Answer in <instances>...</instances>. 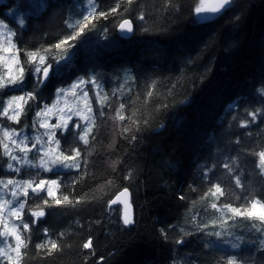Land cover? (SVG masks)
<instances>
[{"label": "trees", "instance_id": "obj_1", "mask_svg": "<svg viewBox=\"0 0 264 264\" xmlns=\"http://www.w3.org/2000/svg\"><path fill=\"white\" fill-rule=\"evenodd\" d=\"M15 1L0 5V17L14 27L4 13ZM85 2L47 1V7L28 17L25 28L16 29V41L29 49L56 42L72 31L69 24H77L75 16H84ZM201 2L98 0L96 11L115 3L121 9L107 20L84 22V33L77 38L82 43L69 49L73 56L61 64L63 74H51L37 99L28 101L19 122L0 115L3 128L23 130L32 137L39 134L37 123L33 124L37 110L51 106L57 90L77 77L95 76L103 93V100L93 105L94 113L101 106L104 112L103 122L98 119L93 127L97 138L90 136L87 146L79 144L84 149L80 170L60 177L62 188L67 185L70 199L75 198L73 203L55 205L59 190H54V197L29 190L23 217L30 223L31 231L24 233L30 242L21 250L19 264H227L225 258L232 255L247 264H264V224L235 217L228 219L226 230L214 228L212 221L222 213L211 207L243 204L249 193L264 199V175L255 166L259 151H264V0H232L227 10L206 23L195 12ZM71 5L73 12L68 13ZM124 18L135 28L129 39L118 33ZM62 52L41 49L49 63ZM20 55L25 58L23 52ZM32 74L25 73L27 92L35 83ZM8 92L0 89V105ZM257 109L261 114L253 121L248 112ZM117 110L124 120L117 117ZM245 121L248 124L242 127ZM70 142V136L63 140L64 146ZM4 151L0 144L2 180L36 179L40 170L16 161L11 162L21 168L19 175L6 170L10 156ZM13 151L23 155L17 146ZM27 155L39 162L36 149ZM236 176L243 187L236 185ZM213 182L221 184L225 195H212ZM11 188L0 186L5 200H11ZM125 188L135 210L129 226L122 223V206L112 205ZM34 210L46 213L35 224L37 218L30 215ZM45 229L57 249L50 243L36 247L45 242ZM214 231L221 237L208 235ZM88 239L93 249L83 248ZM0 264L7 261L0 257Z\"/></svg>", "mask_w": 264, "mask_h": 264}, {"label": "snow or ice", "instance_id": "obj_2", "mask_svg": "<svg viewBox=\"0 0 264 264\" xmlns=\"http://www.w3.org/2000/svg\"><path fill=\"white\" fill-rule=\"evenodd\" d=\"M130 2V0H129ZM98 5V0L92 4V11L85 14L81 20L77 22L75 26L69 24L72 31L67 35L63 36L61 39L54 43L44 45L42 44L39 49H29L27 46H20L19 42L15 40L18 35L16 29H23L27 26V20L25 17L21 16L17 19L15 27L10 26L9 23L0 19V66H2L6 71L4 74L0 75V89L7 87L17 86L14 90L20 91V95H12L6 100L3 105H0V115L6 116L8 120L19 122L21 115L25 112V106L28 104L29 100L37 99V92L42 88L45 82L50 78V73L56 72L61 68V64H67L69 60L72 59L73 53L69 49L77 47L82 41L77 38L82 36L84 33V22L91 20H99L101 18L107 20L110 15H115L121 9L120 3H115L114 6L107 8L106 10L96 11ZM37 7L43 9L47 7L45 0H39ZM230 6V0H217V3L211 9L205 8L203 3L195 8L196 14H201L205 12L220 13L221 10H227ZM139 19L143 20L144 17L141 15ZM84 25V26H82ZM119 30L123 33L126 32L131 34L134 32V25L130 19L124 18L118 23ZM76 41L75 44L71 43ZM41 49L44 53H49L52 49H63L62 54L58 58L53 56L54 63L48 62V57L41 54ZM21 52L24 54V59H21ZM31 65V67H29ZM33 73V88L31 92L24 90V79L25 73ZM92 84L94 88H100L95 76H89L87 79L84 76L77 77L67 88H61L57 90V97L66 94L67 92H77L85 98L86 106L82 109L76 107L75 109L69 108L67 113L64 109H59L61 115L58 117L57 123L49 124L46 120L39 121V127L44 128L45 132L42 134H37L35 136L29 137L23 134V130L17 131L15 129L3 128L0 125V130H2L3 139H0V144H3L5 148V155L10 156V161L7 164L6 170H11L19 175L21 168L15 166L11 161H16L18 165H27L31 168L41 169L46 172L57 171V178H41V179H16L9 178L6 181L0 180V186L7 189L9 185L12 186L10 195L11 200H3L0 203V219L4 218L5 215L10 219L15 217L19 223H5L3 231H0V237L4 238V247H0V257H3L7 261V264H19L22 249L28 247L30 242V236L24 235L31 231L30 223L28 220L24 219L23 211L25 209V204L29 198V189L34 194H39V191L47 192L48 197L55 196V190L61 192L60 198H55V205L59 206L61 204H72L73 199H70L69 194H67V185L62 188L61 186V174L64 171H79L81 168L80 158L82 156V149L79 144L82 142L83 145L87 146L89 144V137L91 136L93 140L97 137L93 135V127L97 125V120L99 119L101 123L103 122V106L97 108L94 113L93 107L90 102H88L89 90L80 88L81 85ZM57 105L53 104L51 106L45 105L44 108L38 109L36 112L37 117L45 116L52 112V109ZM238 106V105H236ZM124 105L121 104L120 108ZM11 110V111H9ZM261 111L259 109L255 111L248 112V115L252 117L253 121H256L258 116H260ZM117 117L120 120H124L125 116L120 114L119 110L116 112ZM77 119L73 122V118ZM36 120L33 121L35 125ZM247 121L242 123V127H246ZM127 130V129H126ZM59 133V134H58ZM66 136L71 137V142L67 146L63 145V140ZM19 137V139H17ZM135 139V137H133ZM4 141H10L12 145L19 148L20 152L23 153L22 156H17L13 154L12 150L9 148V144ZM31 142V148L28 147V143ZM39 145V147H37ZM32 149H36L37 153L40 154L39 162L28 159L27 153ZM258 161H256V168L260 170V174L264 175V151H259ZM85 167L88 161H83ZM119 160L113 162V169L115 170L116 165ZM225 168H229L228 164L223 165ZM231 171V169H229ZM40 173L36 172L35 176H39ZM207 175V173L205 174ZM129 175H125V179H129ZM235 183L239 187H243L241 179L239 176L235 177ZM74 187V184L72 185ZM211 187H214L215 191L212 193L215 196L217 193L221 196L225 195V189L221 186L219 182H213ZM21 195L25 198L20 199ZM121 196H127L128 190L125 188L123 192L120 193ZM2 199V197H0ZM119 199V197L117 198ZM239 199V197H237ZM245 203L233 205L231 203H226L219 206L216 203H212L211 207L213 209H218L222 214L212 221V226L215 228L219 226L221 228L227 229L228 219H234L235 217H244L251 221H258L260 224H264V199L257 195L251 193L243 197ZM44 204H49L48 200L43 201ZM78 202V200H77ZM112 203H116L115 200ZM13 205H15L13 207ZM5 206L8 211L5 213ZM39 207V205H37ZM231 213V216L227 214ZM30 215L37 218L32 221L33 224L39 221V218L45 217L46 213L43 210L31 211ZM219 221V224L217 222ZM123 225L129 226L133 223V220L129 218L127 214L124 215L122 220ZM198 227H200L198 225ZM208 224L204 223L203 228H207ZM255 227V224H253ZM45 242L37 244L38 249L44 248L46 244L50 243L51 249H57L58 245L54 241L48 240V230H44ZM208 235H215L216 237H221L222 233L220 231H214L208 233ZM166 236V234H165ZM8 237H11L14 241L13 243L8 242ZM183 241H177V243H182ZM233 248H237L238 245L233 244ZM84 249H93L92 239H88L83 244ZM12 253H15L13 257ZM227 264H247L245 260H242L237 255H232L226 257Z\"/></svg>", "mask_w": 264, "mask_h": 264}, {"label": "rangeland", "instance_id": "obj_3", "mask_svg": "<svg viewBox=\"0 0 264 264\" xmlns=\"http://www.w3.org/2000/svg\"><path fill=\"white\" fill-rule=\"evenodd\" d=\"M47 1L48 0H45V2H47ZM210 1L211 0H202L201 3H203L204 7L207 8V6L209 5ZM38 3H39V0H18V3L15 1L14 4L11 5V7L5 9V13L4 14L7 15L8 18H10V20L16 24L17 19L19 17H21V16L25 17L26 20H27L28 17H30L31 15H37V13H33V12H39V11L42 10L41 8L36 6V5H38ZM93 3H95V0H87V2H85L86 6H87L85 14H87L88 12L91 11ZM216 3H217V0L215 1V5H216ZM231 3H232V0H230V5H231ZM5 4L8 5L7 0H0V5H5ZM26 10L28 12L32 11V13H24V12L22 13V11H26ZM224 11L225 10H221L220 13H214L213 14L214 18H216L219 15H221ZM72 12H73V10H72V5H71L70 13H72ZM201 15L203 16V13H201ZM75 17H76L75 21H79V20L82 19L81 16H75ZM0 19L4 20L5 22L9 23L10 26H12L11 23L9 21H7L6 19H4L3 17H0ZM21 59H22V57H21ZM0 70H1L0 75L4 74V72L6 71L2 66H0ZM60 70L61 69H59L57 71V73L59 75L63 74V73H60L61 72ZM16 87L17 86L7 87L8 90H9L8 93L11 92V94L4 98L5 102L12 95H20V94H22L20 91L14 90V88H16ZM23 87H24V85H23ZM80 88H83L85 90H89V96H88L87 99H88V102L91 103L92 107H93L95 102L100 103L103 100V93H102V90L100 88H94V86L92 84L81 85ZM53 104H56L57 106L52 109V112L48 113L45 116L38 117L37 128H38L39 134H42V133L45 132L44 128H40L39 127V121H45L46 120L49 124H55V123H57L58 117L61 115L59 109L63 108L65 113H67L69 108L75 109L76 107H80V108L83 109L86 106V101H85V98L82 95H80L78 92H77V94H73V92H67L64 95H61V96L57 97V99L55 100V102ZM76 119L77 118L74 117L73 118V122ZM17 139H19V137H17ZM5 143H8L9 144V148L12 150L13 154H16L18 156V154L15 151H13L15 145H12L10 143V141H6ZM28 147L31 148V146H28ZM37 147H39V145ZM38 170H40V175L36 177L37 180L41 179V178H53V177H51V175H54V174L57 175V171L56 170H53L52 172H46V171H43L41 169H38ZM70 171H72V170L64 171L63 173L70 172ZM13 178H16V176L13 177ZM20 179H23V178H20ZM24 179H28V178H24ZM0 180H2V179L0 178ZM29 190H31V189H29ZM44 192H46V190L45 191H39L38 190V193H39L38 195H42ZM34 195H37V194H34ZM0 197H2V199H0V203H3V200H5V198H6V195L4 193H2V189L0 190ZM9 198L12 199V197H9ZM20 199L23 200L25 198L21 195ZM13 207H14V205H13ZM7 211H8V209L5 206V213H7ZM5 223H16V219H15V217H11L9 219L7 217V215H5L4 218L0 219V231H3V227H4ZM7 239H8L9 243H13L14 242L11 237H8ZM4 246H5L4 238L1 237V239H0V247H4Z\"/></svg>", "mask_w": 264, "mask_h": 264}, {"label": "water", "instance_id": "obj_4", "mask_svg": "<svg viewBox=\"0 0 264 264\" xmlns=\"http://www.w3.org/2000/svg\"><path fill=\"white\" fill-rule=\"evenodd\" d=\"M215 5V0H211L210 4L208 5V9H211L212 7H214ZM205 18L203 19V22H211L213 19V13L211 12H205L204 13ZM134 25V24H133ZM134 32H135V28H134ZM134 32L131 34H128L126 32H121L118 28V33L120 35V37L122 39H129L134 35ZM128 190V189H127ZM124 190H122L121 192H123ZM118 193V195L115 197V201L116 203H112L113 206H122L123 210H124V215L127 214L129 216V218H131L132 220H134V207L132 205V194L131 192L128 190V195L127 196H121L120 193ZM119 197V199H117Z\"/></svg>", "mask_w": 264, "mask_h": 264}, {"label": "bare ground", "instance_id": "obj_5", "mask_svg": "<svg viewBox=\"0 0 264 264\" xmlns=\"http://www.w3.org/2000/svg\"><path fill=\"white\" fill-rule=\"evenodd\" d=\"M48 1H49V2H55V1L58 2V1H60V0H48ZM70 1H71V0H68V2H70ZM68 13H70V12H68ZM67 15H68V14H67ZM67 20H68V19H67ZM67 22H68V21H67ZM133 36H134V35H133ZM119 37H120V36H119ZM52 73H53V72H52ZM52 73H51V74H52ZM32 76H33V74H32ZM51 77H52V76H51ZM49 79H50V78H49ZM46 82H47V81H46ZM236 102H237V101H236ZM227 108H228V107H227ZM230 109H231V108H230ZM226 110H227V109H226ZM228 112H230V111H228ZM230 113H231V112H230ZM244 153H245V152H244ZM245 154H246V153H245ZM243 155H244V154H243ZM243 155H242V157H245V156H243ZM134 212H135V210H134ZM134 216H135V215H134Z\"/></svg>", "mask_w": 264, "mask_h": 264}]
</instances>
